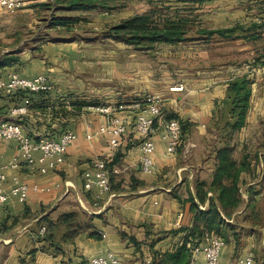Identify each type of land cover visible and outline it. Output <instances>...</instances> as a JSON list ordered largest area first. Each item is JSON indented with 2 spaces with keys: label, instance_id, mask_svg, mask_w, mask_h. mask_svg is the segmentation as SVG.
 I'll use <instances>...</instances> for the list:
<instances>
[{
  "label": "crops",
  "instance_id": "crops-1",
  "mask_svg": "<svg viewBox=\"0 0 264 264\" xmlns=\"http://www.w3.org/2000/svg\"><path fill=\"white\" fill-rule=\"evenodd\" d=\"M120 1L126 4L124 8L110 14L99 12L92 27L117 24L145 13L153 4L164 9L161 18L194 17L201 22L198 29L235 30L231 35L213 34L210 37L218 38L203 44L188 40L156 43L154 51L148 52L112 39L101 43L84 36L68 38L59 31L60 25L50 27L43 22L50 15L46 7L50 0H22L14 13L0 7V62L5 57L15 59L0 66V78L10 72L26 78L43 74L52 84L50 91L32 94L27 113L18 116L12 110L27 93L0 91V120L17 119L33 139L49 131L71 130L76 135L64 161L45 173L26 163L9 168L17 142L0 139L6 191L14 176L29 187L25 202L9 194L0 207V264H85L86 258L106 251L114 252L120 264H142L152 260L153 252L173 251L182 244V237L186 247L197 241L188 237L197 212L208 209L210 200L218 204L210 188L215 160L213 149H208V128L228 83L242 75L243 54L253 83L240 139L246 132L256 140L264 134V0ZM61 11L63 15L75 12ZM52 31L54 36L49 38ZM179 85L182 90H171ZM150 94L163 96V111L152 135L154 173L146 175L140 170L133 103ZM79 101L95 104L79 107ZM120 103L124 107L114 113L125 118L127 131L119 147L110 149L105 134L87 138L108 119L92 106ZM170 118L188 125L182 144L172 154L166 152L161 138L163 124ZM97 158L113 163L119 173L112 176L110 193L94 205L92 192L83 189L82 173ZM263 171L240 175L245 202L230 215L222 214L224 263L251 255L254 264H264ZM68 213H73L74 221L62 223V215ZM42 218L54 224L49 229L50 242L37 236ZM43 245L46 250L40 248ZM195 264H205L203 257Z\"/></svg>",
  "mask_w": 264,
  "mask_h": 264
},
{
  "label": "built area",
  "instance_id": "built-area-1",
  "mask_svg": "<svg viewBox=\"0 0 264 264\" xmlns=\"http://www.w3.org/2000/svg\"><path fill=\"white\" fill-rule=\"evenodd\" d=\"M22 4V0H0V7L8 13H14ZM264 25V15L262 17ZM52 89V84L46 75L39 74L30 78L21 77L15 72L7 74L5 79L0 78V91L4 93H14L24 91L27 94L48 92ZM182 86L172 87L171 90H182ZM31 101L29 97L23 99V103L12 110L13 115L26 114ZM136 109L134 120V129L140 137V170L146 175L154 173L153 154L155 150V141L153 134L155 132V122L161 115L162 97L159 95H146L143 100L133 103ZM124 104L113 105H94L92 108L108 117L105 124L100 125L94 133H88L87 138L94 134L107 135L110 149L119 147L120 140L127 131V123L124 117L115 114L118 108H123ZM76 135L71 130H65L58 136H51L46 133L38 139H33L25 133L22 125L16 119L0 120V139L14 140L17 142V154L11 159L8 167L16 169L21 163L38 167L40 173L56 168L64 161L68 146L74 141ZM161 138L165 141V149L169 154L175 153L182 144V128L177 119H167L163 124ZM35 153H39L38 156ZM109 161L102 158L94 159L90 166L82 173L83 189L92 192L94 205L100 200L103 194L110 193V174H118L119 168L108 167ZM0 166V207L7 202L8 195L14 196L19 202H25L29 187L26 183L19 180L18 177L12 178V185L7 192L5 182L6 174ZM36 189V186H33ZM45 226L38 229L37 236L42 237L45 234ZM105 235L102 234V237ZM225 245V240L209 231H204L200 242L187 243L190 252L188 264H195L199 256L203 257L205 264H227L221 260V251ZM85 264H120L117 255L112 251L94 255L85 259ZM142 264H152L151 259H145ZM229 264H254L251 255L239 257Z\"/></svg>",
  "mask_w": 264,
  "mask_h": 264
},
{
  "label": "trees",
  "instance_id": "trees-1",
  "mask_svg": "<svg viewBox=\"0 0 264 264\" xmlns=\"http://www.w3.org/2000/svg\"><path fill=\"white\" fill-rule=\"evenodd\" d=\"M51 3L46 4V7L52 5L58 10H71V11H88L96 7L97 0H50ZM44 5V4H43ZM53 18V17H51ZM50 20V27H56L59 25H66V19ZM191 22L187 17H156L155 14L142 13L133 15L121 22L110 26L107 31L106 37L115 41L124 42L132 45L138 49L150 50L156 43L166 42L174 43L179 41L189 40L187 39L186 24ZM235 28L230 29H218V30H206L198 29L197 33L200 35L211 36L213 34L218 35H231ZM15 59L11 57H5L0 62V66L8 64ZM258 60V59H257ZM252 78L248 75H241L235 77L228 83L225 98L221 101L222 106H218V113L214 116L215 121L221 120L225 107L228 108V116L231 119L230 122L225 123V127L230 131H239L246 124V116L249 108L251 90H252ZM46 93V92H40ZM34 94V93H32ZM32 94H26L31 100ZM79 107L93 105L95 103L81 102L76 103ZM181 124L182 138L185 135L184 124ZM51 136H58L59 133L52 132ZM226 139V138H225ZM227 141V140H225ZM215 166L212 172V180L210 182V188L215 191L218 204L213 200H210L209 207L206 210H199L196 214L195 224L190 229L189 239H196L193 243L200 242L198 239L201 237L203 231L213 232L221 236L224 240V234L222 229L224 227L225 216L230 213L240 204V175L244 173H250V165L246 161V157L240 162L233 159L231 155L232 148L228 143H221L220 146L213 148ZM113 163H108V167L111 169ZM113 173L110 174V182ZM62 223L73 222V213L63 214L61 218ZM70 220V221H69ZM42 221V223H41ZM39 228L45 226L46 231L43 235L44 241H51L52 234L49 232L53 227V222L47 218H42L39 221ZM38 228V229H39ZM38 232V230H37ZM187 237V238H188ZM186 238L182 237V244H179L173 251H166L164 253L153 252L152 264H188L190 259L189 249L185 246ZM42 250H46V246L40 247ZM56 252V250H55Z\"/></svg>",
  "mask_w": 264,
  "mask_h": 264
},
{
  "label": "rangeland",
  "instance_id": "rangeland-1",
  "mask_svg": "<svg viewBox=\"0 0 264 264\" xmlns=\"http://www.w3.org/2000/svg\"><path fill=\"white\" fill-rule=\"evenodd\" d=\"M102 2H97L96 7L92 10L88 11H80V12H72L68 13V15H63V11L52 8V5H49L48 10L50 11V15L43 21L45 25H49L50 20L57 19H66V25H60L59 31L64 33L68 38L73 37H86L90 41H98L103 43L104 41L109 42L110 38L106 37L107 31L110 28V26H113L115 23H110L106 26H104L102 29H94L92 27L93 19L96 14L99 12H107L110 13H116L117 10L120 8H124L126 4H123L120 0H97ZM50 2H48L49 4ZM164 9L157 8L153 4H149V6L145 9V13L150 14H156V17H159V15L163 12ZM161 12V13H160ZM159 13V14H158ZM53 17V18H51ZM191 22L186 24V36L188 41H196L198 44L206 43V40L209 39L211 41L212 39H216L215 35L210 37L207 35H200L197 33L198 27L201 25V22L199 20H195L194 17L190 18ZM91 25V26H90ZM261 26H264L261 24ZM197 27V28H196ZM59 32V33H61ZM51 34L48 35V37H53L55 32H50ZM114 41V40H113ZM215 46V44H213ZM154 46L148 50V52L154 51ZM147 51V50H146ZM245 55H242V63L245 62L244 68L241 69L242 75H247L248 72L251 70L249 67V62H246L247 58H244ZM182 86L183 85H179ZM160 97H163L162 95H159ZM218 106H222V102L219 103ZM163 110H161L162 112ZM228 108L225 107L224 113L221 117V120L215 121L214 119L211 121L210 126L208 128L209 133V139H208V149L212 150L215 147H218L221 145V143H228L230 147L232 148L231 155L233 159L237 162H240L243 157H246V161L250 165V174L252 175H260V172L264 170V134L258 135V140H256L255 137L251 139L249 137L248 133L246 132L244 135V139H240V131H230L229 128L225 127V123L230 122L231 119H229L228 116ZM183 124V123H182ZM185 132L188 129V125L184 124ZM53 131L45 132L51 134ZM243 136H241L242 138ZM260 137V138H259ZM226 138V139H225ZM227 140V141H225ZM264 172V171H263ZM245 200L241 198L240 204H243ZM256 202V201H255ZM255 204H258L257 202ZM255 204H251V208H255ZM223 233V231H222ZM224 234V233H223ZM226 234V233H225ZM224 234V237H225Z\"/></svg>",
  "mask_w": 264,
  "mask_h": 264
}]
</instances>
